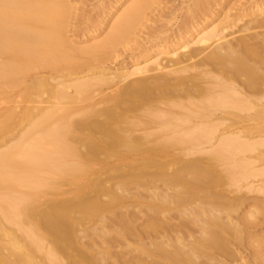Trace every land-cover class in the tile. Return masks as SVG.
Masks as SVG:
<instances>
[{
  "label": "bare ground",
  "instance_id": "1",
  "mask_svg": "<svg viewBox=\"0 0 264 264\" xmlns=\"http://www.w3.org/2000/svg\"><path fill=\"white\" fill-rule=\"evenodd\" d=\"M75 1L0 0V264H264V0Z\"/></svg>",
  "mask_w": 264,
  "mask_h": 264
},
{
  "label": "rangeland",
  "instance_id": "2",
  "mask_svg": "<svg viewBox=\"0 0 264 264\" xmlns=\"http://www.w3.org/2000/svg\"><path fill=\"white\" fill-rule=\"evenodd\" d=\"M80 0H76L75 1V3H77V6L76 7H78V11H77V15L79 14V15H81V17L84 15L85 16V14H83L84 12H86V14L87 13H90V12H92L91 14L94 16V18L96 17V18H98V19H100L101 17H100V15L99 14H101V16H102V14L105 12L104 11V5L106 6V8H105V10L107 9V8H109V9H113V7L115 8V6L117 5V3H115L114 1L115 0H113V1H111V0H81L80 2L82 3H80L79 2ZM82 1H85L84 3L82 2ZM88 1V2H87ZM106 1V2H105ZM133 1V0H132ZM157 1V2H156ZM155 2L158 4H154L153 5V9L154 8H156V12L158 13V11H159V16L157 17V13L156 12H154V13H156L155 15H153L152 13H151V15L147 18V20H145V22L143 21V22H141V24L142 23H145V24H140L141 26H139L140 28H141V32H142V35L144 36L145 34H143V32L145 33V32H147V31H149L150 30V27H164V28H166L167 26V28L168 29H171V30H169L168 31V35L171 33L172 35H174L175 36V33H173V31L174 30H176L177 29V24L178 23H180V21H182V19L183 18H185L188 14L187 13H189V12H186V11H188V9L186 10V8H187V5L186 4H181L182 3V0L181 1H179V0H156ZM161 1V2H160ZM212 1H218L219 2V0H212ZM234 1H236V0H227V4L228 5H230V4H232ZM92 2V3H91ZM111 2V3H110ZM164 2H166V3H164ZM179 2H180V4H179ZM217 2V3H218ZM85 3L87 4V5H85ZM92 5H91V4ZM105 3V4H104ZM80 4V5H79ZM84 4V5H83ZM90 6H89V5ZM113 4H115V6L113 5ZM160 4H162V5H160ZM100 5H101V7H103V9L100 7ZM109 5V6H108ZM164 5V6H163ZM166 5V6H165ZM183 5V6H182ZM95 8H94V7ZM155 6H157V7H155ZM173 6H175V8L177 9H175ZM184 6L186 7V8H184ZM82 7V8H81ZM112 7V8H111ZM169 11V10H173V9H175L176 10V14H174V15H172L171 17V20H167V17L168 16H166L165 15V18L164 17H162L161 15H163V14H168L167 12V10L165 9V8ZM180 7H182V8H180ZM81 8V9H80ZM89 10H88V9ZM99 8V9H98ZM173 8V9H172ZM83 9H85L84 11H83ZM165 10L164 12L163 11H161V10ZM181 9V10H180ZM183 9V10H182ZM236 9H239V7H237ZM102 12H101V11ZM160 11H161V14H160ZM167 11V12H166ZM183 11V12H182ZM97 12H98V14H97ZM180 12H181V14H180ZM236 12V11H235ZM235 12H233V14L235 13ZM83 15H82V14ZM97 15H96V14ZM95 14V15H94ZM185 14H187V15H185ZM176 15V16H175ZM182 17H180V16ZM183 15H185L184 17H183ZM153 16V17H152ZM154 16H156L155 17V19L156 20H153L154 19ZM175 16V17H174ZM79 17V18H78ZM77 18V21H79V22H81V19L83 18L84 19V17H80V16H78ZM160 17V18H159ZM152 19V21H149V20H151ZM159 18V19H158ZM161 18H162V20H165V21H162L161 20ZM164 18V19H163ZM175 18V20H173ZM179 18V19H178ZM97 19V20H98ZM168 19H170V18H168ZM160 21V22H158V21ZM148 21V22H147ZM155 23H154V22ZM84 22V21H83ZM146 22H147V24H146ZM162 22H166V24H167V22H168V24L167 25H165L164 23L162 24ZM154 23V24H153ZM157 23H159V24H157ZM153 26H152V25ZM156 24V25H155ZM83 25H85V24H83ZM83 25H77L76 26V28L75 29H73V31L74 30H76V32L74 31V32H72V33H69V35L71 36V39L72 40H74L73 42H74V46H79L80 45V42L79 41H81L80 39H83L84 37H85V35L87 34V33H85L86 32V27H84ZM147 25H149V26H147ZM164 25V26H163ZM79 26V27H78ZM144 26V27H143ZM83 27V28H82ZM147 27V28H146ZM176 27V28H175ZM86 30H85V29ZM143 28V29H142ZM144 28H146V29H144ZM148 29V30H147ZM108 30H109V28H107V31H106V29H105V33L107 34V32H108ZM140 32V33H141ZM170 32V33H169ZM83 33H85V35L83 34ZM105 33H102V35H101V37L100 38H102V36H106V34ZM170 34V35H171ZM171 35V36H172ZM142 36V37H143ZM146 36V35H145ZM144 36V37H145ZM140 40H142V39H140ZM88 44H89V42H88ZM126 60V61H125ZM128 60H129V58L125 55L124 56V54H122V55H120V57L119 58H117V59H110V60H108V61H105V65H103V66H105L106 68H107V71H112L114 68H121L122 66H124L127 62H128ZM124 62H126L125 64H124ZM1 101H4V100H1ZM7 103V102H6ZM5 102H1L0 103V113L2 112H4L5 111V109L10 105V104H6ZM5 106V107H4ZM11 135L9 134V135H6V141H5V143H10L9 141L11 140L10 137ZM156 166H157V168H156ZM155 168V169H149V171L151 170V171H154V172H156V171H158V167H159V165L158 164H154L153 166H151V167H149V168ZM123 169L125 170V171H128L127 169H130V168H128V167H123ZM122 169V170H123ZM121 170V171H122ZM131 170V169H130ZM129 170V171H130ZM159 170H161L160 168H159ZM112 173V172H111ZM110 173V174H111ZM122 173L123 172H115V173H112V175L113 176H120V177H117L116 179H118L119 180V178H121L122 176ZM108 173H106L105 175H104V178H106L105 176H108L107 175ZM147 178V176L145 177V179ZM115 179V180H116ZM144 180V179H143ZM147 180V179H146ZM145 181V180H144ZM146 182H148V181H146ZM149 183V182H148ZM143 184V186L145 187V185H147V184H145L144 185V183H142ZM157 185V184H156ZM69 186V187H68ZM136 185H132V190H131V192L133 191V192H135L136 190L135 189H137V186L135 187ZM149 186H151V185H149ZM149 186H146L145 188H143L142 187V185H141V187L139 188V189H142V190H144V189H147V188H150ZM68 187V188H67ZM63 188H65L66 190H69V189H71V186L70 185H68V184H66V186L64 185L63 186ZM64 189V190H65ZM148 190V189H147ZM151 190V189H150ZM140 192H143V194L144 195H142V197H144V200H146V201H144V200H142V198L141 199H137V197H135V196H129L128 198H127V202H125V204L123 205L124 207H122L121 208V206H122V204L121 205H119V206H115L114 207V211L116 210V213L114 214L115 215V217L112 215V217H111V215H109V217H111V218H113V220H112V224L113 225H111V227L109 226L107 229H116L115 227H120L119 225H118V219L115 221V219L117 218V217H119V215H117V213H121V211H123V213L124 212H128V213H130V214H135L136 213V215H137V223H139V225H140V223H141V221L143 222V220H144V215H143V212L142 211H144V210H142V209H145V208H142V207H145L146 206V204H147V202H150L151 203V201H152V199L150 200H148L147 198H149L150 197V195L152 194V192L151 193H149V194H147V192H146V190L145 191H140ZM148 192H149V190H148ZM104 197H106V195H103V198ZM153 197V196H152ZM152 197H150V198H152ZM102 198V199H103ZM105 199H108V197H106V198H104V200ZM137 201V202H136ZM144 202L146 203V204H144ZM129 203V204H128ZM126 206H127V209H126ZM140 206V207H139ZM133 207V208H132ZM136 209V210H135ZM140 209V210H139ZM133 211V212H132ZM136 211V212H135ZM139 211V212H138ZM138 212V213H137ZM127 213V214H128ZM124 214H126V213H124ZM140 214V215H139ZM141 214H142V216H141ZM139 220V221H138ZM96 222V221H95ZM114 223H117V224H114ZM90 224V225H89ZM93 223H86L85 225H83V227H81V228H85V227H87V229H88V227H89V229L88 230H90V231H86L87 233H85V234H83L84 232H82L81 231V233L79 232V237L81 238V240H83V241H81V242H84L85 244H88V243H91V242H95V243H98L97 245L98 246H100V248L99 249H102V248H104L105 247V245L103 244H101L100 242L102 241L100 238V236H99V234H98V232L100 233L102 230H106V228H104L101 224H99V222H96V225H92ZM98 224V225H97ZM137 226H138V224H136ZM85 226V227H84ZM90 226H94V227H92L93 228V230L91 231V227ZM99 227V228H98ZM103 227V228H102ZM94 229H95V231L96 230H98L96 233H95V231H94ZM100 230V231H99ZM102 232H104V231H102ZM90 233V234H89ZM92 234V235H91ZM120 234V233H119ZM83 235V236H82ZM85 235V236H84ZM94 236V237H93ZM91 237V238H90ZM107 239H109V240H115V238H116V234H114V233H112V234H107L106 236H105ZM124 237H125V235H124ZM126 238H127V235H126ZM103 239V238H102ZM105 239V238H104ZM86 240V241H85ZM116 243V242H115ZM101 244V245H100ZM118 245V247L116 246V244H115V246L116 247H111V250H114V253L116 252V253H118L119 252V249H120V252L123 254L125 251H127V250H129V249H127L126 247L127 246H124V244L123 243H120L119 244V242L117 243ZM123 244V245H122ZM96 245V246H97ZM120 245V246H119ZM126 245V244H125ZM96 246H94L93 248H95L96 250H98L97 248H96ZM97 246V247H98ZM116 248V249H115ZM133 252H135V251H133ZM137 252V251H136ZM135 252V253H136ZM126 253V254H125ZM124 254L126 255V256H128V255H130V256H132V257H134V255H136V254H133V253H129V251H128V253L127 252H125ZM232 264H241V262H240V260L239 261H236V262H233Z\"/></svg>",
  "mask_w": 264,
  "mask_h": 264
}]
</instances>
